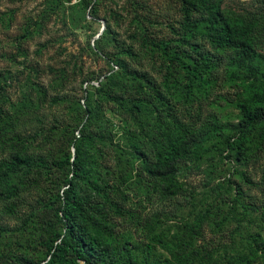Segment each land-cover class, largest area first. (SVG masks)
Masks as SVG:
<instances>
[{
    "label": "rangeland",
    "instance_id": "obj_1",
    "mask_svg": "<svg viewBox=\"0 0 264 264\" xmlns=\"http://www.w3.org/2000/svg\"><path fill=\"white\" fill-rule=\"evenodd\" d=\"M72 164L95 264H264V0H0V264L49 258Z\"/></svg>",
    "mask_w": 264,
    "mask_h": 264
},
{
    "label": "trees",
    "instance_id": "obj_2",
    "mask_svg": "<svg viewBox=\"0 0 264 264\" xmlns=\"http://www.w3.org/2000/svg\"><path fill=\"white\" fill-rule=\"evenodd\" d=\"M91 16L93 14L91 13ZM228 29L226 26L221 25L218 28V34L227 36ZM246 54L250 53V47L247 42H237ZM257 118H262V115L256 113L252 115L246 112L243 122L242 139L237 145L231 142L232 137H227L229 148L239 146L245 142L243 139L246 130L254 123ZM30 166L32 159L30 157L17 156L14 162L8 165L10 170L22 165ZM71 177L66 181V186L60 193L58 191V211L57 215L60 216L64 222V232L56 234L55 238L47 243V257L43 263H33L31 259L24 257L19 264H95L102 259L101 256L107 253V245L105 244L104 229L101 221L100 201L98 195L104 188L98 183V180L93 178L75 164H72ZM83 178L86 187L89 189L88 195L85 194L79 185L77 179ZM60 238L57 241V238ZM92 257V260L90 259ZM145 264H155L146 262Z\"/></svg>",
    "mask_w": 264,
    "mask_h": 264
}]
</instances>
